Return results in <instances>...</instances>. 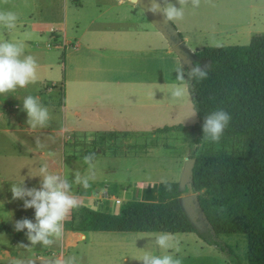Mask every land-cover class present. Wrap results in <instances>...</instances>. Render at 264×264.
<instances>
[{
  "label": "rangeland",
  "instance_id": "374dc122",
  "mask_svg": "<svg viewBox=\"0 0 264 264\" xmlns=\"http://www.w3.org/2000/svg\"><path fill=\"white\" fill-rule=\"evenodd\" d=\"M37 1L41 9L40 14L42 13L43 16L46 14L54 16L58 10L59 14H65L71 38L75 32L76 17H84L89 11L95 10L88 8L86 12L85 10L81 12L82 10L72 0ZM89 2L91 1L85 2V5H90ZM44 5L52 6V10L45 13ZM177 6L179 7L178 4ZM55 7L58 10L55 11ZM144 19L148 28L158 33L157 36L155 34L148 36L149 40H152L153 52L158 54V60L154 62V68H157V76L154 75L153 79L157 80V86L160 90L161 110H165V113L159 118L158 126L163 127L178 123L194 124L198 117L193 107L187 80L184 84L185 95L183 99L173 101L170 98V87L176 82V69L182 67L181 62L178 56L169 50L170 46L167 40L152 25L148 17L145 16ZM173 23L179 30L185 44L194 52L205 46L246 45L250 42L252 34L264 32V0H200L198 8H193L191 4L186 5L183 18L174 20ZM128 26L130 29L131 27L135 28L138 33L145 31V26H141V24ZM60 33L62 34V31ZM19 37L25 38L22 35ZM19 37L15 35L13 39L2 38L0 35V41L23 43L24 54L27 55L30 46L27 41L19 39ZM44 40H46L45 37L41 39L42 42L38 44L37 48L47 49ZM71 42H75V40L71 39ZM63 44V40H61L59 47H53L50 50L52 55L59 57L58 63L52 71L38 73V80L35 84H29L25 88H18L14 92L0 95V264H55L57 259L65 262V264H107L109 263L108 256L111 253L122 257L125 256L126 252H129L126 255L129 262L122 264H132L133 257L142 256L145 250L153 251V254H161L154 244L148 247V238L139 239V246L129 247L114 243L117 239L116 234L94 231L88 232L85 240H80L73 246L64 245L65 239L63 237L58 244L42 247L41 245L30 244L25 235L27 229L18 232L14 228L15 222L25 217L35 222V210L25 209L23 200H13L10 190L12 184L20 185L23 183L28 188H39L42 179L39 175V169L47 164L50 172L60 174L62 178L67 179L72 184V193L78 190L76 187H79L81 192L82 185L74 183L75 174L76 172H80L81 175L86 174L88 165L84 163L82 152L87 148L93 150L95 146L93 139L91 142H89L88 137L80 139L77 132H62L70 123H81L80 121L83 119L81 116L73 115L71 103H65L63 97L65 87L67 86L69 91L73 86L69 57L70 55H81L85 50L84 46L78 50L73 49L74 43H67L66 46ZM44 46L45 48H42ZM131 46L129 45V47ZM100 51V49H95L92 52L95 53L93 55H97ZM92 59L98 60V57ZM104 63L102 60L99 61L97 67ZM145 63V61H141V64L137 63L136 59L131 56L128 57L126 63L124 60L122 62L128 68V77L134 76L133 78L136 79L146 78L143 72H139ZM121 69L124 68L121 67ZM86 77L102 79L107 76L104 75V71L94 68L86 73ZM29 95L39 97L41 104L49 109L51 119L47 127H38L32 130L26 124L27 114L22 110V105L25 97ZM93 98L84 101L86 105L80 108L82 115L90 114V107L86 106L91 102L93 103ZM137 109L133 105L127 106L125 112L136 117ZM190 135L188 133L183 137L174 139L178 146L170 148V150L163 146V141H160V138H158L159 142H154V146H145L146 142H149V138L141 140L139 137H134V141L129 145L110 143L108 150L102 145L99 146L98 148H102L105 154L92 161L95 165V179L89 181L90 186L85 192L92 190L93 184L97 186L103 184L114 198L122 200L120 204L115 201L109 202L112 205V208L109 209L110 212L119 213L124 203L141 198V188L138 187L140 181L179 182L186 162L184 149H187ZM108 139L111 140V137ZM163 140L166 141L165 138ZM151 147L152 150L149 149ZM243 147L244 144L241 139L228 142L221 139L219 142L205 139L201 144H193L188 158L204 150H228L231 152L239 151ZM68 221L69 219L66 220L64 228L69 223ZM219 238L229 244L241 260L246 262L248 240L245 234H221ZM133 241L136 239L133 238ZM178 241L181 250L179 253L173 251L172 254L182 258V264H231L224 252L217 247H210L212 245L209 243L210 246L202 248L199 245L200 242ZM222 254L230 263L223 260ZM117 261L122 262V259ZM138 264H142V262H138Z\"/></svg>",
  "mask_w": 264,
  "mask_h": 264
},
{
  "label": "crops",
  "instance_id": "0c3cea01",
  "mask_svg": "<svg viewBox=\"0 0 264 264\" xmlns=\"http://www.w3.org/2000/svg\"><path fill=\"white\" fill-rule=\"evenodd\" d=\"M80 1L81 5H76L72 0L82 10L81 12L84 10L86 12L88 8H94L95 10L89 11L84 17H76L74 22V35L76 36L73 35V38H71L69 29L67 28L66 16L64 13L63 15L62 13L59 14L57 7H55V11L58 10L56 11V15L49 16L46 14V16H43L42 13L40 14L41 9L39 8L37 0H0V11H13L18 16L14 29L9 30L0 26V35L2 38L8 37L12 39L15 35L18 37L20 35L24 36L25 38L19 37V39H24L29 44L30 50L27 55H33L36 58L38 63L37 72L39 74L43 72L48 73L57 65L59 57L58 55H52V51L50 50L53 47H59L61 40H63V45L65 46L67 43H74L73 49L75 50L84 46L85 50L81 55H70L69 57L73 86L69 91L67 86L65 87L63 99L65 103H71L73 115L81 116L83 119L80 122L85 125L77 122L70 123L67 126L68 128L65 127L62 132H77L80 135V139L82 137H91L93 142H95L93 150L87 148L82 154L85 156L87 152H94L95 160L97 157L105 154L102 148H98L101 145L108 150L110 143H124L129 145L134 141V137H139L141 140L149 138V142H146L145 146H154V142H159L158 138H160V141H163V146H166L165 148L170 150V148L178 146L174 139L190 133L189 144L187 149H184V158L186 160L190 155L193 144H196L197 132L159 130L162 128L158 126L159 118L165 113V110H161V103L159 102L160 90L157 86V80L153 79L154 75L157 76V68H154V62L158 60V54L153 52L152 40L148 38L149 34H155L157 36L158 33L148 28L147 23H144L146 16L144 10L130 0ZM87 1H91L89 2L91 4L85 5ZM43 10L47 13L52 10V6L44 5ZM132 24L145 26V31L138 33L135 28L131 27L130 29L128 25ZM60 31H62V34ZM44 37L46 38L44 41L47 49L37 48L38 44L42 42L41 39ZM71 39H74L75 42H71ZM129 45L132 46L129 47ZM138 46H140V49L137 48ZM42 48H45V46ZM95 49H100V53L93 55L95 53L92 51ZM169 50L174 52L171 47ZM96 56L98 60L92 59ZM129 56L135 58L137 63L141 64V61L146 62L143 68L140 71L138 70L146 75L145 79L143 77L137 79L133 78L134 76H131L132 78L128 77V68L122 62L124 60L126 63ZM101 60L105 63L97 67ZM121 67L124 69H121ZM94 68L104 71V75L107 77H103L102 79L86 77V73ZM91 97H95L93 98V103L91 102L86 106L88 108L90 107V114L82 115L83 113L80 108L86 105L84 101L89 100ZM132 105L138 108L136 117L125 112V108ZM178 124L192 125L189 123ZM109 137H111V140L108 139ZM168 139H173V141H169ZM172 142L174 144H170ZM149 149L152 150L153 148L151 147ZM159 183L158 181L149 180L140 181L138 187L141 188V198L139 200L156 201L158 199ZM92 187V190H88L87 192H85L86 189L83 186L81 192L79 191L80 188L76 187L78 190L72 194L78 197L80 204L110 212L111 210L109 209L112 208L111 203L115 201V198L111 193V197L102 195L104 190L103 184L101 186L93 184ZM99 188L101 189L98 190ZM90 231L94 230L81 231L66 228L64 245L73 246L80 240H85L87 233ZM94 232L116 234L117 239L114 243L130 247L134 245L139 246V239H143L142 237L146 233H158L162 231ZM169 233L174 234L177 240L200 242L201 244L199 245L202 248L210 246L208 242L194 231ZM133 238L137 242H132ZM210 247L215 248L216 246L212 245ZM127 253L129 252H126L125 256H122L123 258L111 253L108 256L109 263L107 264L129 262L128 256H126ZM222 258L225 262L230 263L225 255L222 254ZM118 259H122V262L117 261ZM138 262L141 261L137 259L132 260V264H138Z\"/></svg>",
  "mask_w": 264,
  "mask_h": 264
},
{
  "label": "trees",
  "instance_id": "16d2710c",
  "mask_svg": "<svg viewBox=\"0 0 264 264\" xmlns=\"http://www.w3.org/2000/svg\"><path fill=\"white\" fill-rule=\"evenodd\" d=\"M81 5L80 0H73ZM195 54L208 67L203 80L190 89L198 121L166 125L160 131H196L210 113L224 110L232 117L221 140H243L239 151L204 150L195 158L193 186L218 236H247L246 262L223 242L199 233L183 211L177 181H161L156 201L130 200L119 213L80 204L65 228L94 231H194L224 252L231 264H264V32L252 34L246 45L205 46ZM200 65V61L195 62ZM94 152H87V155ZM95 154V153H94ZM169 186L171 190H169Z\"/></svg>",
  "mask_w": 264,
  "mask_h": 264
},
{
  "label": "clouds",
  "instance_id": "9594fccd",
  "mask_svg": "<svg viewBox=\"0 0 264 264\" xmlns=\"http://www.w3.org/2000/svg\"><path fill=\"white\" fill-rule=\"evenodd\" d=\"M188 4L198 8L200 0H175V2L153 0L148 11L154 16H163L166 21L180 20L184 16V7ZM17 20L18 16L15 12L0 11V26L12 30L16 27ZM24 52L23 43L0 41V95L37 82V60L33 55H25ZM207 75V65H194L189 69L178 67L176 82L170 87V98L173 101L182 100L185 95V81L203 80ZM22 106V110L27 114L26 124L29 125V129L47 127L51 115L49 109L41 104L39 97L31 95L25 97ZM231 119L230 114L224 110H217L207 115L202 125L204 138L219 142ZM83 160L88 165V170L84 175L76 172L74 183L87 189L90 186L89 181L95 179V165L92 163L95 154L85 155ZM39 175L42 177L39 188H28L23 183L11 186L13 200H23L25 209L35 210V222L25 217L17 220L14 228L18 232L27 229L25 235L31 245L50 247L62 241L65 222L72 210L80 206V201L71 192L72 184L60 174L50 172L47 164L40 167ZM169 190H171L170 186ZM142 238H148V247L154 244L161 254H153V251L145 250L142 256L133 257L134 259L141 261L142 264H182V258L171 254L172 251L179 253L181 250L180 242L174 234L162 231L146 233ZM55 264H65V262L57 259Z\"/></svg>",
  "mask_w": 264,
  "mask_h": 264
},
{
  "label": "water",
  "instance_id": "95a60500",
  "mask_svg": "<svg viewBox=\"0 0 264 264\" xmlns=\"http://www.w3.org/2000/svg\"><path fill=\"white\" fill-rule=\"evenodd\" d=\"M139 5L145 12L150 22L159 30L165 37L171 49L178 56L182 68H192L196 62L197 55L184 42L179 30L173 21H166L163 16H154L148 9L152 6L153 0H130ZM204 62H200V66H204ZM188 82L189 90L192 87V82ZM194 165L195 158H187L183 167L178 188L181 192L179 198L180 205L185 212L187 218L193 223L197 231L209 238L221 241L213 224L210 222L205 210L203 209L198 197V192H195L194 181Z\"/></svg>",
  "mask_w": 264,
  "mask_h": 264
},
{
  "label": "built area",
  "instance_id": "2783aa9c",
  "mask_svg": "<svg viewBox=\"0 0 264 264\" xmlns=\"http://www.w3.org/2000/svg\"><path fill=\"white\" fill-rule=\"evenodd\" d=\"M103 189L104 190L102 192V195L105 196V197H107V196L111 197L110 192L107 190V188L104 187ZM115 201H116L117 204L122 202L121 199H119V198H115Z\"/></svg>",
  "mask_w": 264,
  "mask_h": 264
},
{
  "label": "flooded vegetation",
  "instance_id": "af4514ba",
  "mask_svg": "<svg viewBox=\"0 0 264 264\" xmlns=\"http://www.w3.org/2000/svg\"><path fill=\"white\" fill-rule=\"evenodd\" d=\"M197 58L198 59L196 61H200V62L202 61V62H204V60L200 59L198 56H197Z\"/></svg>",
  "mask_w": 264,
  "mask_h": 264
}]
</instances>
